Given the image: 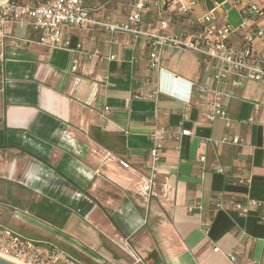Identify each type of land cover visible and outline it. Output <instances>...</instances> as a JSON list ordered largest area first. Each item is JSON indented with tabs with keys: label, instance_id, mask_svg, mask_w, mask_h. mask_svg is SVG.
<instances>
[{
	"label": "crops",
	"instance_id": "crops-1",
	"mask_svg": "<svg viewBox=\"0 0 264 264\" xmlns=\"http://www.w3.org/2000/svg\"><path fill=\"white\" fill-rule=\"evenodd\" d=\"M151 1L142 27L174 32L160 26L171 24L164 0ZM136 2L84 5L100 19L124 20ZM228 2L218 1L216 14ZM212 5L195 4L194 21L182 24L197 27ZM68 34L69 47L50 48L28 26L0 24V225L57 244L84 264H233L230 253L236 264L264 263L262 213L232 206L264 202V83L220 85L226 127L203 115L215 83L201 56L161 47L158 74L147 66L142 36L98 27ZM175 50L185 53L183 64L163 65ZM158 81L179 89L191 82V102L154 93ZM168 125L191 134L164 139L147 191L149 134ZM225 134L243 143L221 142ZM201 221L210 222L208 234Z\"/></svg>",
	"mask_w": 264,
	"mask_h": 264
},
{
	"label": "built area",
	"instance_id": "built-area-1",
	"mask_svg": "<svg viewBox=\"0 0 264 264\" xmlns=\"http://www.w3.org/2000/svg\"><path fill=\"white\" fill-rule=\"evenodd\" d=\"M238 7L240 22L232 26L226 19V14L218 15L216 10L221 6L214 1L211 8L196 18L197 27L178 32H159L142 27L141 13L147 11L154 3L151 0H137L134 11L124 20L100 19L92 15L84 0H38L36 3H22L16 0H0V24L12 23L19 27L28 26L38 34V42L50 48L70 46L68 32L74 28L98 27L113 32L130 33L133 36L145 38L148 48L147 66L158 74L164 71L161 66L159 48H179L201 56L212 71L215 87L210 88L204 98L203 115L208 122L216 118L224 120V125H230L223 98L225 93L220 85L239 87L247 81L264 83V0H228ZM164 5L170 11L186 14L192 11L196 0H164ZM160 26H169L162 19ZM179 79V77H176ZM148 82V79H146ZM186 88L178 86L171 88L158 81L154 93H167L189 104L192 98V83L187 82ZM174 132L171 125L154 126L149 134L151 146L145 167L147 191L154 185L157 163L164 149V139L173 135H190L191 131L182 129ZM221 142L242 144L243 138L237 135H224ZM124 168L129 164L120 160ZM220 171V170H219ZM222 208L221 202L215 203ZM233 208L239 214H247L251 209H259L264 222V202L252 198L242 201H232ZM202 229L208 234L210 222L201 221ZM218 250V247H214ZM0 254L22 264H84L77 257L57 244L38 241L25 237L9 227L0 225ZM235 263V253L228 254ZM136 260L140 258L136 257ZM249 264H264L252 260Z\"/></svg>",
	"mask_w": 264,
	"mask_h": 264
},
{
	"label": "rangeland",
	"instance_id": "rangeland-1",
	"mask_svg": "<svg viewBox=\"0 0 264 264\" xmlns=\"http://www.w3.org/2000/svg\"><path fill=\"white\" fill-rule=\"evenodd\" d=\"M214 1L218 2L221 0H196V6L194 7V9L197 7L206 8V3H208L209 5H212V4H214ZM133 2L134 1H131L132 4H133ZM223 9L226 11L225 14H226V19L228 20V22L232 26H237L240 22V18H239V14L237 13V10L234 7H232L230 2L226 3L223 6ZM162 11H164V12H162V15H167V16L180 15L176 11L167 10L166 6L162 9ZM124 14H126V12H124ZM148 16L146 18H148ZM186 19H190V21H194V17L190 16V15L186 16ZM187 21H188L187 24H182L183 20L181 18L178 21L172 22L171 24L169 23V27L172 26L174 32H178L180 30H188L191 28V26H189V25L192 22H189V20H187ZM184 54H183V52H176V50H175L170 55H165L164 60H163V65L169 66L172 64H183V62L185 60H183L182 56Z\"/></svg>",
	"mask_w": 264,
	"mask_h": 264
},
{
	"label": "trees",
	"instance_id": "trees-1",
	"mask_svg": "<svg viewBox=\"0 0 264 264\" xmlns=\"http://www.w3.org/2000/svg\"><path fill=\"white\" fill-rule=\"evenodd\" d=\"M190 13H187V14H180V15H170L169 16V19H170V22L172 23V22H175V21H178L179 19H181V18H184V17H186V16H188ZM184 16V17H183ZM178 19V20H177Z\"/></svg>",
	"mask_w": 264,
	"mask_h": 264
},
{
	"label": "water",
	"instance_id": "water-1",
	"mask_svg": "<svg viewBox=\"0 0 264 264\" xmlns=\"http://www.w3.org/2000/svg\"><path fill=\"white\" fill-rule=\"evenodd\" d=\"M0 264H17V263L0 256Z\"/></svg>",
	"mask_w": 264,
	"mask_h": 264
},
{
	"label": "bare ground",
	"instance_id": "bare-ground-1",
	"mask_svg": "<svg viewBox=\"0 0 264 264\" xmlns=\"http://www.w3.org/2000/svg\"><path fill=\"white\" fill-rule=\"evenodd\" d=\"M173 87H174V86H173ZM0 256L4 257V258H6V259H8V260H10V261H13V262H15V263H17V264H22V263H20V262H18V261H16V260H13V259H11V258H9V257L4 256V255H1V254H0Z\"/></svg>",
	"mask_w": 264,
	"mask_h": 264
}]
</instances>
